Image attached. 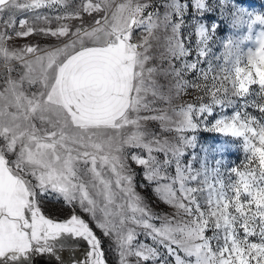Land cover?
I'll list each match as a JSON object with an SVG mask.
<instances>
[{"label":"snow or ice","instance_id":"1","mask_svg":"<svg viewBox=\"0 0 264 264\" xmlns=\"http://www.w3.org/2000/svg\"><path fill=\"white\" fill-rule=\"evenodd\" d=\"M59 3L60 0H0V55L6 64L14 59L21 66L18 80L10 74L13 69H8L9 76L0 91V264H31L33 255L48 257L47 264H107L101 239L72 211L79 200L83 210L97 219L96 201L84 183L74 182L79 179V161L103 186L102 194L109 202L115 194L97 165L116 177V187L135 201L133 222L143 225L145 235L155 245L135 243L134 229L123 235L126 218L120 224L108 219L99 222L97 227L104 236H116L119 264H129L131 256L136 257V264H171L169 258L174 264H264V12L242 11L236 0H164L162 17L149 13L145 18L143 13L151 4L128 0L120 4L105 2L102 7L89 0L82 5L83 11H103L104 17L91 30L77 28L72 33L75 39L63 48L25 46L10 51L4 47L5 40L28 37L34 31L46 36H68L67 26L37 30L26 19L19 20V31L16 28L17 13L33 12V19L47 20L49 17L40 16L37 10L52 9ZM208 12L219 13L218 18L233 30L246 27L239 39L226 37L218 55L210 44L220 25L204 22ZM6 15L8 19H4ZM65 18H71V14L56 17ZM186 19L192 31L181 37ZM256 25L261 30L255 34V47L245 52L241 45L253 39ZM134 28H144L148 33L139 44L131 42ZM159 28L165 33L171 28L162 59L169 63L164 74L175 77L177 94L188 87H202L184 79L186 74L196 72L198 79L211 81L203 85L205 94H211L209 103L173 108L174 115L151 107L156 100L170 99L151 78L155 69L146 67L149 40L154 29ZM193 36L194 48L186 44ZM194 51L195 58L190 60ZM210 57L223 61L219 71ZM173 61H179L181 67L176 68ZM205 62L207 67H201ZM229 63L232 67L226 68ZM224 72L227 74L221 76ZM226 82L231 88L224 86ZM36 85H40L38 90L29 94ZM252 85H258L259 91L253 93ZM252 95L259 99L249 100ZM236 98L242 101L239 110L231 116L222 112L211 122L215 108L236 107ZM249 107L256 108L261 118L245 111ZM141 110L156 111L158 115L141 118ZM133 113L136 118H131ZM141 119L159 120L168 132L175 126V142L159 136L148 140L152 134L141 130ZM201 125L224 137L242 139L247 163L243 171L240 167L228 169L227 183L221 178L225 149L215 144L198 145L195 135H184L187 131L195 133ZM126 127L136 132L125 139L122 131ZM109 132L112 135L103 139ZM230 142L234 141L225 140L222 145ZM126 146L146 152V157L133 153L132 161L144 168L146 180L157 184L156 191L162 193L165 202L175 206L178 214L182 211L187 219L165 218L160 227L149 223L151 217L133 189V175L124 155L131 148ZM173 165L174 175L168 171ZM232 175L236 177L234 181ZM29 177H34L36 183ZM192 183L196 186H190ZM50 191L60 194L64 205L72 206L65 209L68 215L60 221L42 214L45 206L38 193ZM210 228L213 235H205ZM252 237L259 242H252ZM80 239L88 245L83 255L75 252Z\"/></svg>","mask_w":264,"mask_h":264},{"label":"rangeland","instance_id":"2","mask_svg":"<svg viewBox=\"0 0 264 264\" xmlns=\"http://www.w3.org/2000/svg\"><path fill=\"white\" fill-rule=\"evenodd\" d=\"M24 2V1H21ZM89 2V0H60V3L52 9L49 8H42L40 10H37L38 14L40 16H47L49 19H33L34 15L36 13L33 12H27V13H17L15 23L16 28L19 31L20 25L19 20L20 19H26L29 21L30 26H32L34 29H45V30H56L60 28L61 26H67L69 29V34L66 37H56L51 35H44L42 32L34 31L30 36L28 37H20V38H14L12 40H5L3 42L4 47L8 48L10 51H18L20 48H23L25 46H33L38 47L42 50H55L56 48H63L64 44L70 43L73 39H75L74 36H72V33L76 32V29L79 27L88 28L91 30L92 27L96 25V21L101 20L105 13L103 11L101 12H84L82 5L84 3ZM93 3H101V6L103 7L104 3H110V4H120V3H127L128 0H91ZM133 2H139V3H145V4H151L150 7H148L145 12L143 13L144 17L147 18L149 13H158L161 17L164 12V8L162 7L164 0H133ZM183 2V0H181ZM208 3H213V0H207ZM236 3L239 5H242V11L244 9L249 10V12H255V13H261L264 12V0H236ZM65 5H67L65 7ZM78 13V15H77ZM69 14H71V18H65V19H56V17H68ZM219 13L217 12H208L203 17L204 22L211 25L213 21L218 23L220 25L219 29L217 30V33L215 35L214 41L211 42L210 47L213 49V52L215 54H221L223 51L222 48V42L223 40L228 37L229 35L232 36L233 39H239V37L246 33V27H242L239 30H233L230 24L222 19L218 18ZM4 19H8V16L6 15ZM155 19V17H154ZM175 20L176 18L173 17ZM188 19L185 20V27L181 29V37H185L188 35L190 31H192V28L188 27ZM3 30V21H0V31ZM260 26L256 25L253 29V39L251 41H245L241 45V49L243 51H247L248 47H255L254 40H255V34L260 31ZM12 35L11 33H9ZM135 35L134 38L137 39L138 44L142 42L143 37L147 36L148 33L144 30V28H134L133 34ZM171 35V28L167 30L165 33L163 28L154 29V36L153 38H150L149 43L150 47L148 48V55L150 56V59L148 62H146V67H150L155 69L154 73L152 74V79L160 86L161 90L165 93V95L170 96L169 100H156L151 107L154 109H162L165 112H167L169 115H174V113L171 112V109L175 108L176 110H179V107L188 103H192L195 106H199L200 103H209L211 100V94H205V91L203 90V85L206 83L210 84L211 81L205 82L203 79H198V73L193 72L186 74L184 76V79L188 80L189 82H195L200 84L202 87L200 89H197L195 87H188L187 89L182 90L179 94H177L175 89V77L172 75H165V71L169 69V63L167 60L162 59V54L166 53V38L167 36ZM186 44H188L189 47H193L195 45V37H192L191 43H188L186 41ZM143 51V49H140ZM30 59H34V57H29ZM195 58V51L193 52V57H190L189 59ZM213 59V65L219 71L223 61H217L214 59V57H210ZM176 68L181 67V63L179 61H173ZM234 63V58H233ZM243 66V64L241 65ZM201 67H207V62L201 64ZM226 68H231L232 63H229L228 65H225ZM12 68L13 71L10 73L13 79H19L20 75V62L17 60H9L7 61V64L4 61V58L2 55H0V91H3V86L5 83V80L9 76L8 69ZM227 73H221L220 75H226ZM234 76V73H233ZM217 86H220V79H217L216 81ZM225 87L231 88L230 82H226L224 84ZM28 84H25V89H28ZM38 85L32 87L29 90V94L31 92H34L38 90ZM253 93H256L259 91L258 85H252L250 86ZM149 100L152 99V97L149 95ZM237 106L228 108L226 110H222L220 108H215L214 111L216 113L215 116L210 117L211 122H214L216 118L219 117V115L223 112V114H226L228 116H231L235 111L239 110V103L240 101L238 98ZM249 100H258L259 97L252 95L248 97ZM245 111H247L251 116H255L258 119L261 118L260 112L256 108L249 107ZM135 113L131 114V118H136ZM138 115L143 117H152L155 115H158V112L156 111H144L141 110ZM264 122V121H262ZM38 125L39 122L37 121ZM141 130H146L148 133H151L152 135H149L147 137L148 140H151L153 136H159L161 139H170L173 142H175V139L177 138V133L175 131V126H173V131L168 132L165 131L162 127L159 120H153V119H141ZM134 132H136V129L133 127H126L122 131L123 138L130 137ZM112 135L111 132L108 133V135L103 136V139H107L108 136ZM186 136H192L195 135L197 139L198 145H209V144H215L216 146L220 147L222 146L225 150L223 151V157H222V165H221V171L223 173V176L221 177L224 179V181L227 183L229 180V174L228 169L232 167H240V169L244 170V165L247 163L245 158V152L243 150V144L242 139H236L232 137H224L223 135L212 131V130H205V126L201 125V128L197 130L195 133L192 131H187L184 133ZM228 140V141H234L227 144H223L222 142ZM71 146V145H69ZM126 148H131L129 151H125L124 155L126 157V163L128 164L129 169L131 170V173L133 175V189L136 195L139 196L141 204L145 207L146 211L149 213L151 219H149V223L154 224L157 227L162 226L165 218H175L177 220L180 219H187L186 216H184L183 212L181 211L179 214L177 212V208L173 205H170L165 202L163 199V195L161 192L156 191L157 184L155 182H150L144 178V168L142 166H138L135 164V162L132 161L131 156L133 153H139L141 155H144L146 157V152L139 148H132L131 146H126ZM198 150V149H197ZM83 151V149H81ZM189 154H191V149L187 150ZM156 155L163 159V155L160 153H156ZM15 159V157H13ZM188 157L184 158L185 163H187ZM214 163V162H213ZM78 169V177L79 179L77 181H74L76 183H84L85 189L89 192V195L92 199L96 201L95 208L97 209V219H94L92 216V213H87L83 210V208L80 205L79 200L75 202V206L72 207L71 205H64V200L60 194H58L55 191L45 192L43 194L38 193L39 199L42 201L43 205L45 206L42 208V214H45L49 218H54L57 221L62 220L65 216L68 215V212L65 210L69 207H72V211L80 216L82 219L85 220L86 223L89 224V226L93 229L95 234L101 239L102 243V249L106 253V259L107 264H119V252L116 249V236L113 235L112 237L104 236L103 230L97 227V224L105 219H108L110 223L120 224L121 219L126 218V223L123 225V235H127V232L131 229H134L137 233L135 237V243H144L146 245L155 246L153 244V241L148 238L145 235V229L143 228V225H137L132 220L133 215V208L136 206L135 201L128 199L124 196L121 189H118L116 187L115 181L116 177L112 175L110 172H107L106 170H101L99 168V164L97 165L98 171L102 172L103 179H106L110 182V190L113 195L111 197V202L108 200H105L104 195L102 194V185L99 181L95 180L92 173L87 171L85 166L83 165L82 161L77 162L76 165ZM91 164L87 166V168H90ZM168 171L171 174L174 173V165L173 167H170ZM29 179L32 181L33 184L36 183L34 177H29ZM231 179L234 181L236 177L234 175L231 176ZM96 185L95 187L93 185ZM190 186L195 187L196 184L192 183ZM37 191H39L37 189ZM201 203L203 204V201L201 200ZM123 213V215H121ZM137 217L140 216V213H135ZM258 231V228L256 229ZM205 235L212 236L213 230L210 228L206 231ZM240 235H243L242 229L240 230ZM252 242H259L257 237L251 238ZM213 246L216 244V241H212ZM88 245L87 241L80 239L78 246L75 248V252L83 255V253L86 251ZM163 252L164 250L161 249ZM67 255V251L64 253ZM166 254V253H165ZM183 255V253H181ZM171 261V264H174V261H172V258H169ZM45 256L40 255H33L31 257V264H45ZM48 261V257H47ZM129 264H136V257L131 256L128 257ZM147 264H152L151 261H148ZM158 264V262H157Z\"/></svg>","mask_w":264,"mask_h":264},{"label":"built area","instance_id":"3","mask_svg":"<svg viewBox=\"0 0 264 264\" xmlns=\"http://www.w3.org/2000/svg\"><path fill=\"white\" fill-rule=\"evenodd\" d=\"M135 35H132V38H131V42L132 43H137L138 44V41L136 38H134Z\"/></svg>","mask_w":264,"mask_h":264},{"label":"crops","instance_id":"4","mask_svg":"<svg viewBox=\"0 0 264 264\" xmlns=\"http://www.w3.org/2000/svg\"><path fill=\"white\" fill-rule=\"evenodd\" d=\"M21 1H24V0H21ZM88 46H92L91 44H89ZM38 87H40V85H38ZM37 91V90H36Z\"/></svg>","mask_w":264,"mask_h":264},{"label":"trees","instance_id":"5","mask_svg":"<svg viewBox=\"0 0 264 264\" xmlns=\"http://www.w3.org/2000/svg\"><path fill=\"white\" fill-rule=\"evenodd\" d=\"M45 259H46V260H45V264H47V257H45Z\"/></svg>","mask_w":264,"mask_h":264}]
</instances>
